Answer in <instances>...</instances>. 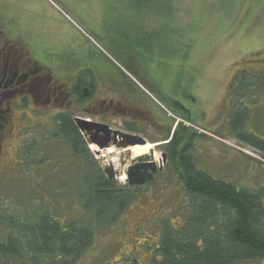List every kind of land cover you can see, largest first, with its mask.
Returning <instances> with one entry per match:
<instances>
[{"label":"rangeland","instance_id":"obj_1","mask_svg":"<svg viewBox=\"0 0 264 264\" xmlns=\"http://www.w3.org/2000/svg\"><path fill=\"white\" fill-rule=\"evenodd\" d=\"M0 24L6 38L22 43L45 67L74 64L77 50L100 63L112 62L152 92L169 117H180L182 132L192 137L198 169L264 197V155L240 138H264V0H0ZM244 73L248 79H239ZM254 82L257 87L246 92ZM57 108L18 112L14 133L4 142L0 242L6 245L13 223L36 227L38 208L62 224L93 220L81 198L86 162L52 136ZM152 109L150 123L132 117L130 129L120 118L112 124L152 137L149 144L130 149L134 157L154 148L162 161L163 149L154 143L165 139L168 129L156 128L154 122L164 120ZM70 110L72 117H87L78 103ZM88 149L92 165L104 169L109 151L101 156L98 146ZM171 158L154 182L138 187L136 201L115 222L94 223L93 245L75 264L153 260L164 225L181 227L194 210L179 157ZM117 159L114 179L124 185L128 163L122 168ZM0 264L22 262L0 252Z\"/></svg>","mask_w":264,"mask_h":264},{"label":"trees","instance_id":"obj_2","mask_svg":"<svg viewBox=\"0 0 264 264\" xmlns=\"http://www.w3.org/2000/svg\"><path fill=\"white\" fill-rule=\"evenodd\" d=\"M245 75L239 76V79H248ZM253 78L256 80V76ZM249 85L245 88L246 92L257 87L255 82ZM149 106L151 112L155 107L163 114L152 100ZM56 120L57 128L52 136L68 143L71 151L86 162L81 198L83 207L93 220L64 221L62 224L56 217H48L43 209L38 208L36 227L13 223L6 237L8 244L0 242V252L21 260L22 264H75L93 245L96 234L94 223L115 222L136 201L140 192L138 186L128 182L123 185L109 179L102 168L92 165L93 157L87 142L71 113H61ZM179 126L173 136L171 155L174 160L179 157L184 191L191 198L194 210L186 217L183 226L164 225L155 257L149 264H236L249 260L264 264L262 192L238 189L234 183L215 179L198 169L191 156L194 148L192 137H185L183 125ZM130 127L127 126L128 129ZM240 138L264 155V138L247 134ZM157 160L160 159L155 156ZM113 162L117 165L118 159L114 158ZM125 177L124 173L122 178Z\"/></svg>","mask_w":264,"mask_h":264},{"label":"flooded vegetation","instance_id":"obj_3","mask_svg":"<svg viewBox=\"0 0 264 264\" xmlns=\"http://www.w3.org/2000/svg\"><path fill=\"white\" fill-rule=\"evenodd\" d=\"M21 45L6 38L0 24V160L5 140L14 133V116L28 108L34 112L41 110V106L49 110L58 107L57 115L70 114L72 105L78 103L87 117L74 116L73 121L80 117L89 122L106 124L113 130H118L113 128V119H123L126 128L132 117H138L145 123L153 120L149 106L152 99L145 96L137 83L112 62L100 63L90 55L79 54L76 49L77 60L74 64L48 68L35 61L32 52ZM169 116L163 111L164 121L160 124L154 122V125L168 129L164 133L165 139L158 146L170 159L174 146L173 137L170 136L173 128L175 135L180 124L176 118ZM147 137L148 140L152 138ZM161 170L155 173L154 181Z\"/></svg>","mask_w":264,"mask_h":264},{"label":"water","instance_id":"obj_4","mask_svg":"<svg viewBox=\"0 0 264 264\" xmlns=\"http://www.w3.org/2000/svg\"><path fill=\"white\" fill-rule=\"evenodd\" d=\"M74 121L88 145L98 146L97 154L105 156L102 154L103 151L112 150L109 153L112 161L106 160L108 165L104 168L109 179L116 177L114 158L120 157L122 168H125L128 163L127 181L132 186H144L152 182L155 173L167 163V155L163 154L162 161L160 160V164H157L154 148L148 154L133 157L131 147L148 144V141L140 135L113 130L106 124L89 122L80 117H76ZM122 172L124 173V170Z\"/></svg>","mask_w":264,"mask_h":264},{"label":"bare ground","instance_id":"obj_5","mask_svg":"<svg viewBox=\"0 0 264 264\" xmlns=\"http://www.w3.org/2000/svg\"><path fill=\"white\" fill-rule=\"evenodd\" d=\"M93 145H95V144H93ZM97 146V145H96ZM137 146V145H136ZM153 149V148H152ZM151 150V149H150ZM150 150H149V152H150ZM148 152V153H149ZM109 153H111V151L109 152ZM148 153H145V154H148ZM142 155H144V154H142ZM138 156H140V155H138ZM157 162V161H156ZM120 166V165H119ZM120 168V167H119ZM126 180V179H125Z\"/></svg>","mask_w":264,"mask_h":264}]
</instances>
